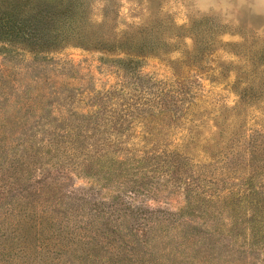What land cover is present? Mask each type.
<instances>
[{"label":"rangeland","instance_id":"obj_1","mask_svg":"<svg viewBox=\"0 0 264 264\" xmlns=\"http://www.w3.org/2000/svg\"><path fill=\"white\" fill-rule=\"evenodd\" d=\"M0 2H20L26 17L50 16L52 29L46 30L41 24L39 33L59 34L56 44H47L51 36L40 39L37 46L0 35V169H7L0 173V222L6 218L12 199L20 193L34 194L41 186L38 183L50 177L39 171L46 167L47 159L35 153L41 148V134L73 130L90 136L98 132L128 135L164 129L165 133H173L168 139L171 144L182 138L195 120H200L202 135L218 142L223 141L219 132L223 126H236L244 133L264 128V11L256 10L257 0H228L231 7L227 17L215 12L194 13L193 0ZM181 6L188 12L189 23L178 26ZM155 27H161L157 36L165 40L160 45L163 48L130 55L123 43L124 34L152 32ZM225 35L231 39L224 41ZM173 52H180V57L173 58ZM171 85L190 93L183 98L201 105L193 122L171 124V110L184 105L171 101ZM169 100L168 110L157 108ZM160 110L165 117L160 116ZM161 119L164 126L160 125ZM129 138L122 140L131 143ZM22 158L25 167L16 162ZM53 173L51 182L61 176ZM92 173H98L95 166ZM68 178L60 187L64 196L94 181L85 174L72 173ZM109 189L104 197H108ZM63 200L72 202L69 197ZM144 200L149 208L172 211L186 204L182 193ZM257 215L263 221L261 227L264 206ZM102 223L99 220L98 226L104 228ZM132 223L131 217L122 221L124 225ZM259 236L258 241H263ZM220 250L221 246L216 252L222 255ZM99 253L95 264H104L102 260L108 254ZM262 258L258 253L251 256L254 264H262ZM219 263L228 264L214 262Z\"/></svg>","mask_w":264,"mask_h":264},{"label":"trees","instance_id":"obj_2","mask_svg":"<svg viewBox=\"0 0 264 264\" xmlns=\"http://www.w3.org/2000/svg\"><path fill=\"white\" fill-rule=\"evenodd\" d=\"M21 6L0 2V35L34 46L53 36L47 44H56L58 33H39L41 24L52 29L50 16L26 17ZM160 30L125 33L124 46L130 55L156 52L165 43L157 36ZM170 89L171 101L184 102L182 109L168 115L171 124L193 122L201 105L183 98L190 93L182 88L171 85ZM169 103L162 101L157 108L168 110ZM199 122L195 120L171 144L173 133L164 129L128 135L90 136L73 130L41 134V148L35 153L47 159L49 169L39 171L50 177L38 183L41 186L30 194L34 196L20 193L9 203L0 222L4 257L0 264H95L99 251L108 254L104 264H254L253 253L263 256L264 264V239L258 241L260 234L264 238V225L259 227L263 221L257 215L264 206V128L244 133L236 126H223L219 131L223 141L218 142L202 135ZM122 137H131L132 142ZM16 162L26 165L23 158ZM94 166L98 173H92ZM53 171L61 176L51 182ZM72 173L92 176L94 181L64 196L60 187ZM179 193L186 204L177 211L152 209L144 200ZM64 197L72 202H64ZM129 217L133 223L122 224ZM99 220L104 228L98 226ZM219 246L222 255L216 252Z\"/></svg>","mask_w":264,"mask_h":264},{"label":"clouds","instance_id":"obj_3","mask_svg":"<svg viewBox=\"0 0 264 264\" xmlns=\"http://www.w3.org/2000/svg\"><path fill=\"white\" fill-rule=\"evenodd\" d=\"M194 13H198L200 15H210L213 12L220 13L227 17V14L230 10L231 5L228 3V0H193ZM258 8L257 11H264V0H257ZM173 10H177L176 7H173ZM180 15L176 18V23L178 26H181L183 24L189 23L188 20V12L186 9H184L182 6L179 8ZM230 18V17H229ZM186 42L191 45L192 41L190 38H185ZM224 41H228L231 39L227 35L222 37ZM235 39H239L236 37ZM173 58L180 57V52H173L171 53Z\"/></svg>","mask_w":264,"mask_h":264}]
</instances>
